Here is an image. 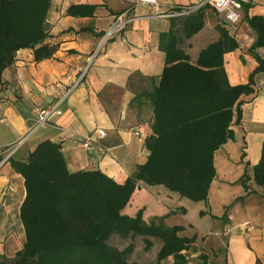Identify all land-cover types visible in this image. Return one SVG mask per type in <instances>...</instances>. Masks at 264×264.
<instances>
[{
  "label": "crops",
  "instance_id": "obj_1",
  "mask_svg": "<svg viewBox=\"0 0 264 264\" xmlns=\"http://www.w3.org/2000/svg\"><path fill=\"white\" fill-rule=\"evenodd\" d=\"M201 1L157 0L158 7L152 8L136 0H52L46 42L58 45L53 58L34 62L31 50H20L2 73L0 155L23 136L26 120L35 117L38 109L60 103L62 114L42 126L15 158L24 160L38 143L51 140L61 144L70 172L100 170L123 184L147 161L145 140L152 134L153 120L148 94L165 66L159 36L169 31L170 18H178L166 16ZM244 3L249 4L248 16L264 18V0ZM75 4L99 7L92 18L66 15ZM112 12L126 13L134 20L106 39L116 17ZM218 22L220 16L213 19L206 12L204 28L190 39H179L178 46L192 62L218 40ZM227 27L238 49L224 55V70L231 86L246 84L257 66L250 52L256 33L243 10L238 23ZM101 31L105 35L97 36ZM255 53L264 61V47ZM253 90L240 98L241 122L233 121L230 127L234 138L214 153L216 175L206 201L192 202L163 186L140 182L123 210L134 217L142 209L146 222L167 215L166 225L183 226V236H196L200 249L187 253L186 264H256L258 259L264 264V197L253 180V167L264 152V73L255 75ZM97 130L105 136L98 137ZM90 136V145L81 146ZM245 173L250 178L247 191L239 182ZM24 198V179L7 162L0 171V256L10 258L24 244L20 220Z\"/></svg>",
  "mask_w": 264,
  "mask_h": 264
},
{
  "label": "trees",
  "instance_id": "obj_2",
  "mask_svg": "<svg viewBox=\"0 0 264 264\" xmlns=\"http://www.w3.org/2000/svg\"><path fill=\"white\" fill-rule=\"evenodd\" d=\"M51 2L0 0V92L2 73L13 65L18 51L31 50L34 62H41L53 58L58 50L57 44L46 42L50 38L46 21ZM98 7L70 5L66 15L92 18ZM248 7V3H242L244 19L256 33L250 52L257 66L246 84L234 86L224 70V55L238 49L230 27L218 22V40L202 49L192 62L178 42L204 28L210 7L203 5L170 18L169 31L159 36L165 66L158 84L148 94L153 120L152 134L145 140L147 161L123 184L100 170L70 172L61 144L51 140L38 143L24 160L15 156L8 160L24 179L20 220L25 241L11 258L0 256V264H136L130 262L135 243L118 248L111 244L114 235L123 240L138 238L145 252L157 245V263L169 258L173 264L187 263V253L195 250L196 236L181 235L183 226L166 225L167 215L146 222L142 209L134 217L123 214V210L140 182L163 186L192 202L207 200L216 175L214 153L234 138L230 127L233 121L241 122L240 98L253 93L255 75L264 73V61L255 53L264 47V18L248 16ZM104 35L102 31L97 33ZM249 180L245 173L239 181L245 191ZM253 180L264 197V152L253 167ZM256 264L263 263L258 259Z\"/></svg>",
  "mask_w": 264,
  "mask_h": 264
},
{
  "label": "built area",
  "instance_id": "obj_3",
  "mask_svg": "<svg viewBox=\"0 0 264 264\" xmlns=\"http://www.w3.org/2000/svg\"><path fill=\"white\" fill-rule=\"evenodd\" d=\"M138 5H146L152 8H157V0H136ZM242 3L244 0H202L194 8H188L183 11L174 12L171 14L161 15L158 14V17H173V16H184L189 14L203 5L209 6L213 11H215L220 18L224 19L229 25H234L238 23L241 12H242ZM134 20V17H128L126 13H121L115 17L114 22L106 32V39H109L114 36V34L121 32L130 22ZM60 103L53 104L46 108H40L37 111L35 117L29 118L26 120V131L23 136L13 143L12 145L6 147L2 154L0 155V171L1 168L8 162V160L15 156L18 150L42 127L49 125L55 116H60L62 111L59 109ZM96 135L98 137H104L105 133L102 130H97ZM91 143V136L86 138L81 142V146L88 147ZM247 225V223L245 224Z\"/></svg>",
  "mask_w": 264,
  "mask_h": 264
},
{
  "label": "rangeland",
  "instance_id": "obj_4",
  "mask_svg": "<svg viewBox=\"0 0 264 264\" xmlns=\"http://www.w3.org/2000/svg\"><path fill=\"white\" fill-rule=\"evenodd\" d=\"M191 8H194V7H191ZM207 12L210 14L211 18L213 19L218 17V14L213 12L211 8H209ZM181 235H184V234L181 233ZM114 236L115 237H113L111 240V244L118 248H121V249L125 248L130 242H133V244L135 243L134 245L136 246V250H135L133 257L130 258V262L134 261L136 264H172L171 263L172 261L170 259L165 260L161 263H157V260H156L157 245L150 251L145 252L143 250V243L138 238L137 239L135 238L131 241L129 239L127 240H123L121 238L119 239V237L116 235ZM196 248H199L198 244H195V250ZM194 251H191V253Z\"/></svg>",
  "mask_w": 264,
  "mask_h": 264
},
{
  "label": "water",
  "instance_id": "obj_5",
  "mask_svg": "<svg viewBox=\"0 0 264 264\" xmlns=\"http://www.w3.org/2000/svg\"><path fill=\"white\" fill-rule=\"evenodd\" d=\"M221 22H222V25H224V26H228L229 24L224 20V19H222L221 18Z\"/></svg>",
  "mask_w": 264,
  "mask_h": 264
}]
</instances>
